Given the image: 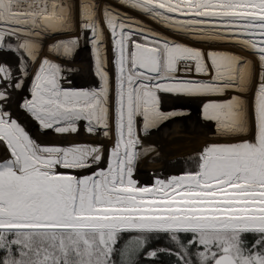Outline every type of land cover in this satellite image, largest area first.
I'll use <instances>...</instances> for the list:
<instances>
[{"label":"snow or ice","instance_id":"6c2138e0","mask_svg":"<svg viewBox=\"0 0 264 264\" xmlns=\"http://www.w3.org/2000/svg\"><path fill=\"white\" fill-rule=\"evenodd\" d=\"M169 31L192 40L230 44L248 52H207L146 27L96 0H0V264H134L151 234H166L176 264H264V0H116ZM78 7V12H77ZM71 59L81 40L90 47L98 86L64 88V69L40 58ZM105 28L109 48L105 46ZM38 67L17 105L41 132L89 135L112 141L41 144L7 105L24 88L28 61ZM233 94L227 99V92ZM160 93L208 98L202 118L217 142L205 144L180 175L140 186L133 178L154 151L138 134L178 112L161 110ZM123 233H136L117 248ZM252 236L251 240L246 236ZM195 250V251H193ZM119 252V262L114 254ZM195 257V259H193Z\"/></svg>","mask_w":264,"mask_h":264},{"label":"rangeland","instance_id":"374dc122","mask_svg":"<svg viewBox=\"0 0 264 264\" xmlns=\"http://www.w3.org/2000/svg\"><path fill=\"white\" fill-rule=\"evenodd\" d=\"M74 2H75V0H74ZM96 2L98 4V7L96 9L97 16L101 19V21L103 19V8H104V5L105 4L111 5L112 7H115L117 9L119 8V10L121 9L122 10L121 11L122 13L126 10V11H129V12H132L133 15H136V16L138 15L140 17L147 18L144 15L142 16V14L139 13V12H137V11L131 10L129 8H126V7L118 4L116 2V0H111V1L110 0H96ZM77 12H78V7H77ZM149 21L156 28V29L154 28V30H156L158 32L160 31L161 34L167 35L170 38H173V39L177 40L178 42H181V40H182V42L184 44H187V45H190V46H194V47H197V48H200V49L203 48L202 43H200L199 41L197 43V41L192 40V39H190L188 37H185L183 35L175 34V33L171 32V31L169 32L168 29L163 28L160 25L158 26L157 23L155 24V22L153 23V21H151V20H149ZM104 34H105L104 35L105 36V39L107 40L109 38V33H108V30L106 28L104 30ZM77 35H79V26H78V23L76 25L75 30L72 31V32H70V33H67V34H56V35H53V36H46L41 41V45L42 46H41V50L39 52V57L40 58H43V57L47 56L48 59H50L53 62L58 63V64H60L62 66V68L64 69V72H65L64 75L66 76L65 77L66 83H67V84H65L67 86L66 88H73V89L74 88L75 89L91 88V87H94V86H97L98 85V78L94 75V72H93V63L90 62V61H92V59H91L92 57L91 56H86V55H82L81 56L80 49H79L80 47L74 53V55L72 56L71 59H64V58L57 57L56 55L50 53L49 50H48V46L50 44L54 43L56 40H59V39H68L70 37H74V36H77ZM106 40H105V46L109 48V53H108V55H109V65H108V69H109V72L111 74L112 73V64L110 62L111 61L110 45H109V43L106 42ZM81 41H83V40H81ZM108 42H109V40H108ZM84 45L85 44L82 43V47L84 49L89 48V46H86V45L84 46ZM223 45H225V44H223ZM201 46H202V48H201ZM226 46L228 48H231V49H235L236 48V46L234 47V45H230V44H226ZM236 49L238 51H241L238 48H236ZM241 52H243V51H241ZM244 53L246 55H248L246 58H248L249 60H252L253 63H254V61H256V58L254 56H252L250 53H248V52H244ZM0 62L9 64V65L13 66V68H15L16 65H17V57L14 56L10 52L0 51ZM27 63L29 65V78L26 79L25 85H24V88L23 89H21L19 91H16V92H12L11 99L8 102L7 108H8L9 111H11L12 115L15 118H17L18 121L26 128V131H28L30 133V135L35 140L40 141L39 143H41V144H48V145H67V144H70V143H100V142H101L100 144L104 143V144H102L103 146L104 145H108V144H112V141L110 139L104 137L102 135V133H98L95 136L89 135L85 131V128H84L85 122H80V131H79L78 134H67V135L61 136V135H58V134L56 135V133H54L51 130H48V131L46 130V131H44L42 133L40 131V129H39L38 124L35 121H33L25 112H23L21 109H19L18 106H17L19 104V102L22 100V98H25V97H29L30 98V93L28 92V89H29L30 84H31L30 77H31L32 74H34L36 68L38 67L39 59L35 63H32L30 61H28ZM79 83H81V84H79ZM95 83H96V85H95ZM231 95L232 94L228 92V93H226V95H224L225 97L224 96L223 97H219V99H221V98L226 99V98H229ZM174 97L176 98L177 95L176 96L174 95ZM177 98L178 99H184V98H188V99H194L195 98V99H197V97H186V96H178ZM198 98H200V100H201V101H199V103H201V102L204 103L208 99V98L205 99L203 97H202V99H201V97H198ZM211 99H218V98L213 97ZM179 102H181L183 104L182 101H179ZM181 103H180V106L178 107L179 109L175 108V109H173V111L178 112V113H180L181 111H183V108L181 109V106H183L184 104L182 105ZM179 117H180V115H176V116H173L170 119L164 121V123H165V125H164L165 126L164 127L165 130L164 131H166V132H172L174 130V128H176V130L178 129V131H182L183 130V127H181V126L177 127V123L178 122L179 123L181 122V120L179 119ZM138 120L139 119H137V125L139 126V123H141V121H142V125H143L142 118H140L139 121ZM204 123L199 122L201 128H199L198 130H200L203 127H205V124ZM208 123H210V125H213L211 122H208ZM200 126H196V127H200ZM190 131H191V133L190 134L188 133L189 136H190V140H184V141H182L181 143L184 142L185 144L184 143L183 144H180V146L182 147V151H184V153H192V155H194V154H196L199 151V147H200V145H199L200 144L199 143L200 142V139L199 138H200V136L196 132H193V131H195L194 129H190ZM36 135H38V136H36ZM91 136H92V138H91ZM7 154L8 153L6 151V148L3 145H0V155L6 156ZM152 163H156L157 164V162H155L154 160H152V161L149 162V165L152 166L153 165Z\"/></svg>","mask_w":264,"mask_h":264},{"label":"bare ground","instance_id":"6f19581e","mask_svg":"<svg viewBox=\"0 0 264 264\" xmlns=\"http://www.w3.org/2000/svg\"><path fill=\"white\" fill-rule=\"evenodd\" d=\"M120 11H122V10L120 9ZM123 13H126V14L138 19L139 21L143 22V24L146 27H150L152 29L155 28L154 25L150 23V21H149L150 19L148 20L147 18L140 17L138 15L137 16L133 15L132 12H129V11H126V10ZM108 40H109V38L106 40V42L109 43V45H110V41L108 42ZM181 42H182V40H181ZM82 43L84 44V42L81 41L80 42V46H79L80 47L79 49H80L81 56L82 55L91 56L90 47L89 48L85 47L86 49H84L82 47ZM197 43H198V41H197ZM200 43H202L203 48H202V46H201V48L205 52H207L209 50V48H213V49H217V50H225V51L236 52L237 54H239V55H241V56H243L245 58L248 56V55H246L244 53V51L243 52L238 51L236 49L237 47L235 49H231V48H228L226 46V44L225 45H223L222 43L209 44V43H204V42H200ZM246 59H248V58H246ZM90 62L93 63L92 61H90ZM254 63H255V61H254ZM64 73L65 72L63 71V73H62L63 79L61 80V85H62V87L66 88L67 86L65 84H67V83H66V79H65L66 76L64 75ZM79 84H81V83H79ZM95 85H96V83H95ZM229 93L233 94L230 91H229ZM178 96H183V95H177V97ZM177 97L175 98L173 94L160 93V99H161L160 107H161V110L164 111V112H173V109H175V108L179 109L178 107L180 106V103H181L179 101L183 102L184 105L181 103L183 105V106H181V109L183 108V111L180 112V113H183V114H181L180 117H179L181 122L177 123V127H179V126L183 127L182 131H178V129L176 130V128H174V130L172 132H166V131H164L165 130L164 129L165 123L163 122L158 128L151 129L147 133H145L142 130V128H143L142 121H141V123H139V126L137 125L139 137H140V139L142 141V144L144 146L152 145L154 147V149H155L154 151L150 152L147 156H143L139 160V162L137 163V165L135 167V170H134V173H133V178L138 182V184L140 186H152L154 184V181H155L156 178L165 179V178H167L168 176H171V175H180L186 169L194 166V162L191 161L190 158L193 157L195 154L192 155V153H184V151H182V147L180 146V144L184 143V142L181 143L182 141L190 140V136H189V134L191 133L190 129H194L195 131H193V132H196L200 136V138H199L200 139L199 150L205 144L212 143V142H217V140H218V137L215 135L214 126L210 125V123H208L207 121L203 120V118H202V105H203V103L202 102H201L202 104L199 103V101H201L200 98L197 97V99H195V98L194 99H188V98L178 99ZM215 98H218L217 100H219V97H215ZM201 99H202V97H201ZM221 99H224V98H221ZM137 119L140 120L139 117ZM199 122H202V123L205 122L204 123L205 127H203L200 130H198L199 128H201ZM196 126H200V127H196ZM36 136H38V135H36ZM91 138H92V136H91ZM38 142H40V141H38ZM102 144H104V143H102ZM111 145L112 144L104 145L105 158H104V162L100 165L101 167H105L106 166V163H107V149H109L111 147ZM152 160L157 162V164L156 163H152L153 165L150 166L149 162L152 161Z\"/></svg>","mask_w":264,"mask_h":264},{"label":"trees","instance_id":"16d2710c","mask_svg":"<svg viewBox=\"0 0 264 264\" xmlns=\"http://www.w3.org/2000/svg\"><path fill=\"white\" fill-rule=\"evenodd\" d=\"M136 235V233H123L121 242L117 245V248L123 247V243L130 236ZM252 236H246V239L251 240ZM158 249H172L175 251V245L170 241L166 234H151L149 240L144 249L136 254L134 264H176L177 257L175 255H170L168 252H159L155 257H149L147 255L148 251L158 250ZM195 251V250H193ZM114 259L119 262V252L114 254ZM195 259V257H193Z\"/></svg>","mask_w":264,"mask_h":264}]
</instances>
